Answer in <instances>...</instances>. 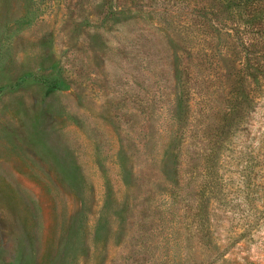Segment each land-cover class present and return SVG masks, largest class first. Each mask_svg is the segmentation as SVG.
<instances>
[{"label": "rangeland", "instance_id": "obj_1", "mask_svg": "<svg viewBox=\"0 0 264 264\" xmlns=\"http://www.w3.org/2000/svg\"><path fill=\"white\" fill-rule=\"evenodd\" d=\"M0 264H264V0H0Z\"/></svg>", "mask_w": 264, "mask_h": 264}]
</instances>
